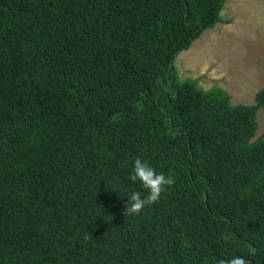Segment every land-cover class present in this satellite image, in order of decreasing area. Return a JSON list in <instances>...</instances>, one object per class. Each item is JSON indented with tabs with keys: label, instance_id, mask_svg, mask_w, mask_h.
<instances>
[{
	"label": "trees",
	"instance_id": "16d2710c",
	"mask_svg": "<svg viewBox=\"0 0 264 264\" xmlns=\"http://www.w3.org/2000/svg\"><path fill=\"white\" fill-rule=\"evenodd\" d=\"M226 2L0 0V264H264V88L173 65ZM137 158L174 183L124 215Z\"/></svg>",
	"mask_w": 264,
	"mask_h": 264
},
{
	"label": "rangeland",
	"instance_id": "374dc122",
	"mask_svg": "<svg viewBox=\"0 0 264 264\" xmlns=\"http://www.w3.org/2000/svg\"><path fill=\"white\" fill-rule=\"evenodd\" d=\"M221 16L224 22L205 30L173 65L181 80L222 88L232 104H253L264 88V0H227ZM257 122L255 138L264 130L262 108Z\"/></svg>",
	"mask_w": 264,
	"mask_h": 264
},
{
	"label": "clouds",
	"instance_id": "9594fccd",
	"mask_svg": "<svg viewBox=\"0 0 264 264\" xmlns=\"http://www.w3.org/2000/svg\"><path fill=\"white\" fill-rule=\"evenodd\" d=\"M129 179L133 182L139 181L146 192L142 194L133 191L128 194L124 215L139 214L146 206L157 202L165 188L174 183L173 175L157 172L147 161L140 158L134 160ZM220 264H247V262L242 257L234 256L227 261H221Z\"/></svg>",
	"mask_w": 264,
	"mask_h": 264
}]
</instances>
